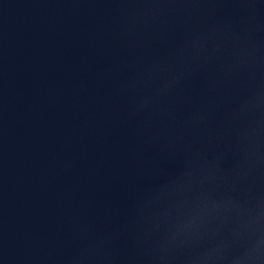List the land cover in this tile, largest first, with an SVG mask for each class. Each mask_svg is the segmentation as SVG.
Returning a JSON list of instances; mask_svg holds the SVG:
<instances>
[{"label": "water", "instance_id": "1", "mask_svg": "<svg viewBox=\"0 0 264 264\" xmlns=\"http://www.w3.org/2000/svg\"><path fill=\"white\" fill-rule=\"evenodd\" d=\"M0 264H264V0H0Z\"/></svg>", "mask_w": 264, "mask_h": 264}]
</instances>
